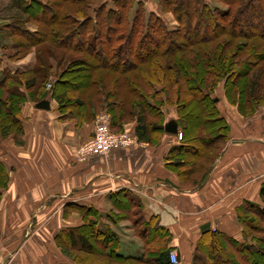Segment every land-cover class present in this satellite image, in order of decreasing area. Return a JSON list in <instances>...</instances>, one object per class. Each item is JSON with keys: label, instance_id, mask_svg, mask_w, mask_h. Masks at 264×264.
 Wrapping results in <instances>:
<instances>
[{"label": "trees", "instance_id": "16d2710c", "mask_svg": "<svg viewBox=\"0 0 264 264\" xmlns=\"http://www.w3.org/2000/svg\"><path fill=\"white\" fill-rule=\"evenodd\" d=\"M10 1L19 13L0 27V41L10 39L15 52L6 59L13 62L49 45L50 58L57 59L53 51H58L66 60L50 90L33 102L51 99L59 120L78 124L103 110L109 128L120 131L133 122L137 142L150 145L166 133L163 107L175 105L177 120L172 121L181 140L168 150L165 163L184 187L202 185L228 142L229 125L213 96L218 84L222 82L225 98L244 118L264 104V0H217L225 10L211 8L208 0H157L159 13L147 11L137 0H110V5L102 0ZM164 14L173 16L176 28H168ZM2 44L0 141L23 134L21 105L31 102V90L41 89L47 79L36 65L26 70L1 67ZM69 102L73 108L67 107ZM187 154L196 159L188 172H179ZM7 183L0 162V201ZM108 201L110 210L104 215L69 205L64 216L76 213L82 223L60 231L56 246L75 253V264H170L171 235L156 217H144L140 200L120 190ZM259 201H244L234 210L240 239L202 227L191 264H264V184ZM102 217L111 225L129 223L142 243L139 256L118 253L117 234L98 227Z\"/></svg>", "mask_w": 264, "mask_h": 264}, {"label": "crops", "instance_id": "0c3cea01", "mask_svg": "<svg viewBox=\"0 0 264 264\" xmlns=\"http://www.w3.org/2000/svg\"><path fill=\"white\" fill-rule=\"evenodd\" d=\"M35 104L26 102L21 108L23 134L0 141V162L8 175L0 201V264H52L46 255L38 256L56 247L60 231L82 223L77 215L64 216L65 209L74 205L104 215L110 210L109 195L120 190L140 200L146 219L156 217L169 231L168 247L177 253L179 264H191L204 226L240 239L234 210L244 201L260 203L264 106L246 119L221 112L229 125V141L202 185L187 188L166 168L167 152L178 144L173 135L164 134L157 146L140 143L79 162L76 150L92 136L93 125L59 120L53 100L49 110ZM128 129L133 132L134 125ZM30 226L37 234L28 237ZM123 227L128 233L129 226ZM124 245L134 249L128 248L125 257L142 252L140 240H120V255Z\"/></svg>", "mask_w": 264, "mask_h": 264}, {"label": "rangeland", "instance_id": "374dc122", "mask_svg": "<svg viewBox=\"0 0 264 264\" xmlns=\"http://www.w3.org/2000/svg\"><path fill=\"white\" fill-rule=\"evenodd\" d=\"M40 1H42V3H45L44 0H40ZM102 1H106V2H108V5H110V0H102ZM137 1L143 3V5L147 11H153V12L159 13V9L157 6V0H137ZM183 1L184 0H177V2H183ZM207 2L209 3V6L211 8L215 7V8H218L220 10L226 9L225 5L220 3L217 0H208ZM97 5H98V2L96 1L93 4V7H96ZM16 12L19 13L18 8L15 6H11L10 0H0V27L2 26L3 22H5L4 20L6 18H9L10 16L14 15ZM162 18H163L164 22L166 23V25L168 26V28L174 29L177 27V23L175 22V20L171 14H164V15H162ZM27 28L30 31H33L34 29H36V27H34V26H28ZM0 43L1 44L3 43L1 46L5 47L4 51L3 50L1 51L4 53V58L2 59L1 67H7V68H10L11 70H16V69H19V70L25 69L26 70V69H30L34 65H36V68H38L40 70V73L42 75H47V79H46L45 83H43V87L41 89L40 88L38 89V87H35L34 89L31 90V102L34 103L33 101H35L41 93L48 92L50 90L51 86H53L54 81H55L57 75L59 74L58 72L61 71V69L63 68V66L66 63V60L64 61V58H62L64 55L61 52H58V51L54 52L53 51V53L55 54L57 59H54V58L52 59L49 56V52H47L48 48L50 49V46L49 45H41V46H38L36 49H31L23 57H21L19 59H13V62H9L6 58L8 56L14 55V53H15L12 42L10 39L6 38L2 42L0 41ZM31 62H33L32 66H31ZM20 63L24 64V65H17ZM48 65L49 66L51 65V67H52V69L49 71L47 70ZM45 67H47V69ZM37 84L39 85V82ZM38 91H39V93H38ZM213 96H215L218 100V102L216 104L218 111L220 113L222 112L223 114H225L227 118H229L230 117L229 114H231L233 116H239L243 119H246V118L242 117L241 115H239V113L237 112L236 104L233 101L229 102L225 98L224 92H223L222 82H220L218 84V86L214 89ZM66 104L68 105L67 106L68 108H73V105H71L70 102L66 103ZM22 106L23 105H21V108H22ZM263 106H264V104L261 105L259 108H257V110ZM162 110H163V122L165 125L172 120H177V112H176V106L175 105H172V106L165 105ZM100 115H106L108 117L106 112L101 110L95 114V116L93 117V119L91 121H89V122L84 121L83 124H92L93 130H94L96 119ZM225 115H223L224 119L226 118ZM69 120H75V119H69ZM108 120H109V118H108ZM225 121L227 122L226 119H225ZM75 124H76V126L82 125L81 123L78 124V122L76 120H75ZM227 124H228V122H227ZM131 125H134V123L133 122L125 123L122 126V130H120V131L115 129V128L112 129L111 126L109 129H110V132L114 133V134L128 133L131 135L134 143L140 144L139 142H137L133 132L130 133V131H128L129 130L128 128H129V126L131 127ZM164 134H166V133H164ZM164 134L161 135L158 144L160 143L161 138L163 137ZM180 134H181V130L179 128H177V134L173 135L175 137V139L177 140V143H179L181 140ZM92 135H93V133H92ZM154 136L155 135H153L152 138ZM13 138L16 139L17 136H13ZM91 138H92V136L88 140L83 142L81 145L86 144ZM228 141H229V133H228ZM194 144H196V143L194 142ZM146 145L157 146V145H150V144H146ZM195 146L198 147L197 144ZM195 159L193 158V156H190L189 154H187V157L185 158V164L183 167H181L179 169V172H188ZM184 185L187 186V188H189V186H190L189 184H184ZM69 215L70 216L71 215L72 216L77 215L78 217H80V215H78L76 213H71ZM97 223H98V227L101 229H104L105 228L104 226L110 227L111 230H113L117 234L119 240H123V241L128 240L129 243L138 242V239L134 236L133 232L129 228H128V233L126 230H124L123 225L129 226V223H127V222H121V223L117 224V226H119L121 228V230H119L118 232H116L114 230L115 225L109 224L108 221L103 219V217L99 221H97ZM32 227L33 226L29 227L30 231L25 230V233H27V236L30 234H31V236H33L34 234L35 235L37 234V231H33L34 229L33 230L31 229ZM23 239H25V238H23ZM64 243H66V241H64L63 244ZM55 246H56V244H55ZM52 248H53L52 250H51V248L46 249L48 254L47 253H44L41 255L38 254L39 255L38 257L43 258V256L46 255L47 257H49L52 260V264H75L74 263V261H75L74 259L76 257L75 253H70V251H67L65 249H63V251H61L59 246L52 247ZM128 248L131 249L130 247H128ZM128 248L125 247V245H124L123 250L122 249L120 250L122 255H126V253H127L126 250ZM53 250L56 254L53 252ZM131 250L134 251V249H131ZM33 254H34V252H33ZM36 255H35V257H36ZM91 261L93 263V260H91Z\"/></svg>", "mask_w": 264, "mask_h": 264}, {"label": "built area", "instance_id": "2783aa9c", "mask_svg": "<svg viewBox=\"0 0 264 264\" xmlns=\"http://www.w3.org/2000/svg\"><path fill=\"white\" fill-rule=\"evenodd\" d=\"M136 145L128 133L114 134L110 132L109 120L106 115H100L95 122L92 138L76 150V158L84 162L89 156H107L112 150L128 148ZM170 264H179L175 250L168 253Z\"/></svg>", "mask_w": 264, "mask_h": 264}, {"label": "water", "instance_id": "95a60500", "mask_svg": "<svg viewBox=\"0 0 264 264\" xmlns=\"http://www.w3.org/2000/svg\"><path fill=\"white\" fill-rule=\"evenodd\" d=\"M35 108L39 110H49V100L45 99L38 102L35 104ZM164 131L171 135L177 134V126L173 121H170L164 126Z\"/></svg>", "mask_w": 264, "mask_h": 264}]
</instances>
